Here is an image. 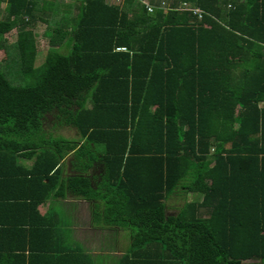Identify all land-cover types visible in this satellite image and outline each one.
<instances>
[{
  "label": "trees",
  "instance_id": "16d2710c",
  "mask_svg": "<svg viewBox=\"0 0 264 264\" xmlns=\"http://www.w3.org/2000/svg\"><path fill=\"white\" fill-rule=\"evenodd\" d=\"M0 15V168L34 160L11 181L45 199L67 156L97 160L98 189L66 183L94 222L130 229L122 264H264V0H0ZM34 232L0 222V264L46 254Z\"/></svg>",
  "mask_w": 264,
  "mask_h": 264
},
{
  "label": "crops",
  "instance_id": "0c3cea01",
  "mask_svg": "<svg viewBox=\"0 0 264 264\" xmlns=\"http://www.w3.org/2000/svg\"><path fill=\"white\" fill-rule=\"evenodd\" d=\"M33 163L34 160L22 157L15 165L9 162L0 168V222H14L17 226L36 230V244L32 243L47 249L46 254L26 258V263L77 264L80 259V264H122L120 259L130 243V229L94 222L93 202L75 196L66 183L69 177L83 175L94 189H98L103 176L102 162L96 160L89 166L78 167L73 158L67 156L59 164L61 183L53 185L55 188L51 187L45 199H42L45 195H41L39 181L31 183L23 176L11 181L7 175L10 170H16V166L23 175L22 169L25 173ZM175 197L180 196L171 195L170 199ZM173 213L167 210V215ZM44 223L53 227L50 236L37 232L42 231Z\"/></svg>",
  "mask_w": 264,
  "mask_h": 264
},
{
  "label": "rangeland",
  "instance_id": "374dc122",
  "mask_svg": "<svg viewBox=\"0 0 264 264\" xmlns=\"http://www.w3.org/2000/svg\"><path fill=\"white\" fill-rule=\"evenodd\" d=\"M1 16V15H0ZM6 37H7V39H8V41H10V42H12V41H14L15 40V31L13 30V31H11L10 33H8V34H6L5 35ZM42 41V48H45V46H46V44H45V41L42 39L41 40ZM3 57V55H1V58ZM191 200H195V198L192 196L191 198H190ZM171 203L173 204V205H179L181 202H182V200L180 199V197H175V198H171ZM112 260V259H111ZM110 260V261H111Z\"/></svg>",
  "mask_w": 264,
  "mask_h": 264
},
{
  "label": "built area",
  "instance_id": "2783aa9c",
  "mask_svg": "<svg viewBox=\"0 0 264 264\" xmlns=\"http://www.w3.org/2000/svg\"><path fill=\"white\" fill-rule=\"evenodd\" d=\"M149 10H150V8H149Z\"/></svg>",
  "mask_w": 264,
  "mask_h": 264
}]
</instances>
